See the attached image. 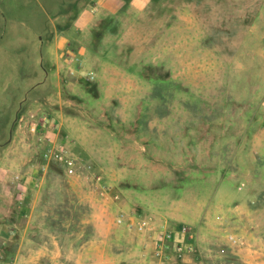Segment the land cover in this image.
<instances>
[{"label":"rangeland","instance_id":"1","mask_svg":"<svg viewBox=\"0 0 264 264\" xmlns=\"http://www.w3.org/2000/svg\"><path fill=\"white\" fill-rule=\"evenodd\" d=\"M103 1L0 0V264H102L167 221L194 262L245 264L234 203L257 204L264 241V0Z\"/></svg>","mask_w":264,"mask_h":264},{"label":"crops","instance_id":"2","mask_svg":"<svg viewBox=\"0 0 264 264\" xmlns=\"http://www.w3.org/2000/svg\"><path fill=\"white\" fill-rule=\"evenodd\" d=\"M109 0H104L101 4H100V8H98V12L97 15L100 14H109L110 12L113 13V10H111L112 8L109 6ZM112 1V3L115 0H110ZM82 15H86L87 11L84 12H80ZM86 24H84L85 26ZM79 27L80 24H78ZM80 30H82V28H78ZM68 31H65L64 29H58V31L51 33L52 34V43L53 45H58L59 47H65V46H69L70 43V38L67 36ZM39 42L42 39V36H40L38 38ZM47 40H45L44 42H46ZM48 53V52H47ZM45 53H41L38 55V58H45L46 56L44 55ZM48 55V54H47ZM74 153V152H73ZM75 154V153H74ZM31 175V176H30ZM34 173H32V171L30 170V174L29 177H33ZM24 179V177H23ZM35 182V181H34ZM255 202H253L251 200V202H245V203H234L232 208L233 211H238L239 209L244 210V212L246 213L245 219L246 222L245 224L246 227L244 230H242L239 233V236H241L242 238H245V246L242 248L243 249V259L245 260V264H264V241H262L263 236H261L262 230L261 228H257L256 224H257V220H256V208L255 207ZM127 218L129 220H135L138 217H135L134 215H129L126 214ZM172 219V218H171ZM9 222H11L10 220H8ZM98 222V221H97ZM203 222L198 223V227L199 230H203ZM8 225H10L9 223L5 224V226L8 228ZM95 231L96 233H99L98 236L109 243V245H113L114 243L111 242L112 239H116V237H114L112 234H110V230L108 229H103L102 226H100L99 224H96V220H95ZM162 226V228L164 227L165 231L171 232L173 234H175V240L178 242H181L182 244L184 243L186 246L192 244L194 247V241L193 239V235L191 233H187L184 235L179 234V230H180V226H179V222L177 221H167L166 224L165 222H162V224H160ZM114 227V226H112ZM123 227V226H122ZM125 228V227H123ZM8 232V230H7ZM159 232L160 231H156V232H150V233H146L145 237L143 238L145 240L144 243L138 242L137 243V247H121V249H114L112 247H110V249H106L104 252V257H101L102 259V264H111L112 262H116V263H123L125 262L126 264H163L162 261L158 260L155 256H154V251L157 245V240H158V236H159ZM111 243V244H110ZM89 246H87L85 248V250H83V252L80 253V255H92L89 254ZM195 249V248H194ZM239 249V250H242ZM166 255L170 256L171 258H173V254H172V246H170V249L165 251ZM240 253V252H239ZM102 255V256H103ZM189 257V255L187 256ZM196 262H194L193 257L192 258H186L184 260V264H203L202 259H200V257L196 258ZM110 260L112 262H110ZM169 264H181V263H174V262H169Z\"/></svg>","mask_w":264,"mask_h":264},{"label":"built area","instance_id":"3","mask_svg":"<svg viewBox=\"0 0 264 264\" xmlns=\"http://www.w3.org/2000/svg\"><path fill=\"white\" fill-rule=\"evenodd\" d=\"M32 131H34V127L31 128ZM54 158L57 159V161L61 162L66 170V173L68 175L74 174V166L75 163L70 158H67L65 155H62L61 153L57 152L54 153ZM116 225L125 227L126 230L131 231L135 230L137 232H144L145 229H149V231H152L151 226L148 221L145 220H129L126 215L119 214L115 219ZM179 234L184 235L187 234V229L184 227H181ZM229 240H231L232 243H236V239L233 236H229ZM170 246H172V254L173 258L166 255L165 251L170 249ZM194 253V247L192 244L186 246L184 243L178 242L175 240V234L164 231L159 232L157 245L154 251V256L163 262V264H169V262H176L184 264V260L186 258H192V255ZM189 255V257H187Z\"/></svg>","mask_w":264,"mask_h":264}]
</instances>
